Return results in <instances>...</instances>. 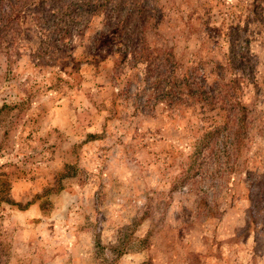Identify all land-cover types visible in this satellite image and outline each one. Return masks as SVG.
I'll return each instance as SVG.
<instances>
[{
  "label": "rangeland",
  "instance_id": "1",
  "mask_svg": "<svg viewBox=\"0 0 264 264\" xmlns=\"http://www.w3.org/2000/svg\"><path fill=\"white\" fill-rule=\"evenodd\" d=\"M23 1L0 39V264H264V0ZM230 80L213 107L185 89ZM211 126L218 156L180 185Z\"/></svg>",
  "mask_w": 264,
  "mask_h": 264
},
{
  "label": "trees",
  "instance_id": "2",
  "mask_svg": "<svg viewBox=\"0 0 264 264\" xmlns=\"http://www.w3.org/2000/svg\"><path fill=\"white\" fill-rule=\"evenodd\" d=\"M14 1H16L17 3H14ZM77 4V8L81 7V12L78 13V16H82L85 15L87 13H89L87 10H90V6H91V2L88 0H76ZM102 4V3H101ZM29 7H36L35 3L33 2H27V1H23L20 4V7L18 6V0H0V39L4 36L7 35L9 32H13L16 29H14L13 27L17 24H20V18H21V13L23 14L25 12V10H27V8ZM100 6L97 7V9H99ZM93 15L97 14V10H93L92 11ZM36 29H38L39 33H42V28L40 26H34ZM42 36H44V34L42 33ZM170 75H169V77ZM173 85L174 88H178L179 90L176 91L175 93L178 95H181V91L183 89H181L180 87H182L183 82L180 81L178 83V85H176V81H170ZM235 82L230 80L227 84L222 85L220 88H216L215 90H209L206 91L204 89V86L198 85V83H192L193 84V88H190L192 84L187 83L185 85V89L188 90V95L191 98H194V100L200 101L201 102V106L203 107H213L215 102H221L223 103V99L224 98H229L230 97V91H237V87L234 84ZM194 90V92H193ZM225 91V92H224ZM169 94V93H167ZM175 102H171L169 101V105H175ZM221 106H223L221 104ZM231 109L235 108V105H231L230 106ZM231 121V120H230ZM224 130H226V127H207L205 129V132L203 133V135L194 142V154L192 156V162L190 163L189 168L187 169L186 172H183V175L181 176V178L179 179L180 185H184L189 178L193 177L192 175H190L191 171L195 169V173L192 174H199V170H200V166H202V164L205 162V156L204 154L207 152L208 154H210L211 156L215 157V154L217 153V148H216V143L219 139V135L224 132ZM231 138L230 134L226 135L225 139L229 140ZM223 143V153H227L230 145L232 143H228V142ZM219 153H221L222 151H218ZM203 155V159H200L199 156ZM218 156V153H217ZM208 158V157H207ZM176 187V185H175Z\"/></svg>",
  "mask_w": 264,
  "mask_h": 264
}]
</instances>
